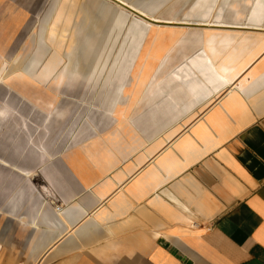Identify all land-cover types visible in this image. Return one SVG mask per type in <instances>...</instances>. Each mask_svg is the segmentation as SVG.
<instances>
[{
	"label": "crops",
	"instance_id": "1",
	"mask_svg": "<svg viewBox=\"0 0 264 264\" xmlns=\"http://www.w3.org/2000/svg\"><path fill=\"white\" fill-rule=\"evenodd\" d=\"M51 1L62 0H0V18L18 30ZM159 2L137 5L153 15ZM244 19L206 36L219 48L227 34L231 60L246 38L237 59L249 62L229 85L204 48L166 47L107 108L106 130L69 138L39 185L10 193L0 264H264V13Z\"/></svg>",
	"mask_w": 264,
	"mask_h": 264
},
{
	"label": "rangeland",
	"instance_id": "2",
	"mask_svg": "<svg viewBox=\"0 0 264 264\" xmlns=\"http://www.w3.org/2000/svg\"><path fill=\"white\" fill-rule=\"evenodd\" d=\"M159 1L128 0L146 9ZM195 1L163 0L159 2L163 4L162 7L153 16L162 17L160 20L165 21L205 19L192 13ZM58 4L57 1H51L39 15L34 9L23 27L11 32L6 30L4 20L0 18V255L5 253V200L10 197V193L27 187L29 177H33L34 185H39V172L48 169L46 165L49 158L63 153L69 138L99 136L103 129L106 130L104 118L108 116L107 112H112L107 108L115 107L118 100L122 99L118 86L129 80L131 75L144 72V60L159 59V53L162 52L161 59H164L165 50L159 52V46L164 49L168 47L174 53L181 52V43L187 44L189 49L198 47L203 50L209 29L213 28L208 25L172 23L154 26L155 31L151 33L154 42L146 47H153L154 52L146 54L144 46L140 48L142 56L138 55L135 61L130 58L115 61L116 56L126 51L120 49V45H123L127 28L112 23L118 4L114 0H78L74 25L68 37L75 40L69 45L73 58L65 61L66 64L70 63L69 68L59 69L66 76L59 82L53 78L55 75L44 80H33L32 77H36L41 68H29L30 60L37 51L39 32L51 22ZM121 11L137 14L125 5H122ZM230 12L226 8L221 13H214L210 19L215 24L220 20L231 21ZM191 26L203 29L188 31ZM160 33L164 35L160 36ZM88 37L93 40L90 44L85 42ZM65 51L63 54L67 55ZM45 59H41L42 63ZM120 64L129 65L128 71L121 75L119 71L115 74ZM158 64L160 66L155 68V72L163 69V62ZM76 70H80L82 76L73 79L75 75L71 72ZM30 71L36 75L32 73L29 76L27 73Z\"/></svg>",
	"mask_w": 264,
	"mask_h": 264
},
{
	"label": "bare ground",
	"instance_id": "3",
	"mask_svg": "<svg viewBox=\"0 0 264 264\" xmlns=\"http://www.w3.org/2000/svg\"><path fill=\"white\" fill-rule=\"evenodd\" d=\"M77 1L78 0H62L57 5L55 13L51 18V22L46 27H43L39 32L37 51L34 54L33 58H31L30 60L31 65L29 66V68L31 66H35L34 69L32 70H35L38 66H41V68L39 67L40 68L38 72L39 74H37L36 77H32L33 80H44L49 76L55 75V77L53 78H55V80L57 79V81L59 82L63 80L64 77L66 76V74L60 72L59 69L61 67H64L66 69L69 68L70 63L66 64L65 61L68 60L70 61L73 58L72 47L70 48L69 45L71 43H74L75 40L73 38L70 39L68 37L74 25V17L76 16L75 9H76ZM117 1H118L117 3L118 7L115 8L116 15L113 17L112 23H114L119 27L125 26L127 28V32L125 33L126 37L124 38L123 45L122 44L120 45V49L123 48L126 51L124 52V54H119L118 56H116L115 61H117L118 59L122 60L127 58L134 60L136 57H138V55L142 56L140 55L141 54L140 48L144 46L146 48L147 46L152 45L154 42L153 39L151 38V33L155 31L154 26L159 27V25H162L164 23H173L180 25H202V26L208 25V26H221V27L234 26V25L245 26L247 23L243 22L246 20L244 19V17L252 16V19H248V20L253 21L255 19V16H259L262 13H264V0H196L193 5L192 12L196 13V15L205 17V19L187 18L183 20L177 19V21H165V20H160V18L162 19V17L153 16L149 11L139 8V6L136 3H130L128 2V0H117ZM220 1H223L224 3L221 2L220 5L219 3ZM106 5L109 6L108 4ZM122 5L129 7V9L137 12V14L132 13V15H130L128 13H124L123 11H121ZM222 6H227L230 8L231 12L229 13V16L232 15L231 17L234 19H231L229 17L232 21L220 20L215 24L214 23L215 21L210 19V16L213 15L212 12L215 9V7L217 9ZM157 9L158 6L150 8V11H156ZM144 16L148 19H145ZM257 25L258 24L252 26L256 27ZM159 35L163 36L164 34L160 33ZM213 38L214 36H211L209 37L208 40L204 41L205 43L204 51L206 52L205 59L209 61L211 64L210 68L207 69L210 71L215 70L217 77L220 80L219 83L220 86L225 87L229 85L234 78H236L242 73V71L245 69V67L249 62L244 60L239 61V59H237L239 58L240 49H242L244 43L246 42V38L244 36H237V39H241L242 43L234 48V51L232 52V60L230 59V53L228 51L230 37L227 34L225 35L222 34L219 37H216L220 41L219 48L217 47L214 48ZM85 42L86 44L88 43L90 44V42H93V40L89 39L88 37ZM128 47H130L131 50H127ZM65 50L68 52L67 55L63 54V51ZM164 50L165 49L162 48V46H159V52H162ZM145 53L151 54L152 50L150 51L148 47L146 48ZM42 57L43 58L46 57L43 63L41 61V59H43ZM218 58L219 61H217ZM234 58L237 59L235 62L238 63V64L236 63L235 66L233 65ZM213 61H216L214 65H213ZM128 66H123L120 64L116 69L115 74H118V71L120 75L123 74L125 71L127 72ZM152 67H153V63L151 62L148 63L145 66L144 72L135 76L133 82L131 81L123 82L118 86V89L121 91L122 94H127L133 92L134 90H138V88L142 85V83L140 82L146 79ZM31 71L27 74L29 75L34 73V72L31 73ZM79 71L76 70L71 72L72 75H75L73 79L82 76L80 73L81 71L80 72ZM92 73L93 72H91L90 75H92ZM34 74L36 75V73ZM136 80H139V82H135Z\"/></svg>",
	"mask_w": 264,
	"mask_h": 264
}]
</instances>
